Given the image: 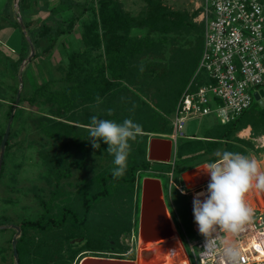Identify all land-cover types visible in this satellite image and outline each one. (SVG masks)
I'll return each mask as SVG.
<instances>
[{
  "label": "rangeland",
  "instance_id": "rangeland-1",
  "mask_svg": "<svg viewBox=\"0 0 264 264\" xmlns=\"http://www.w3.org/2000/svg\"><path fill=\"white\" fill-rule=\"evenodd\" d=\"M97 1H86L87 6L82 10L85 14L84 19L92 18L96 13ZM115 1L121 3L123 9L139 22L147 16V11L150 9L147 0ZM155 3L175 12L187 13L192 17L193 22L202 24L200 22L201 0H155ZM81 31L82 25L77 32H68L69 34L65 35L66 39L60 42L53 54L44 59L36 58L37 61H34V64L28 63L23 71L20 70L21 66L16 71L13 66L0 64V130L6 128L9 119H6L7 112L9 106L13 104L10 124L12 134L9 139L7 138L9 147L6 155H4L5 148L3 150L4 173L0 178V264H16L13 242L19 232L18 225L23 219L36 220L41 215L40 199L48 200L51 196L55 170L69 173V175L60 179L59 193L50 203L53 213L58 212L59 206L71 203L81 189L93 188L94 178L102 171L115 167L114 157L107 153V144L101 140L99 149L92 147L89 130L86 127L90 124L89 120L92 116L100 119L108 113V109H114L118 112L117 119L113 117L106 119L117 123L121 120L123 122L131 118L129 115L133 114L131 111L133 104L129 106L121 103V97L124 95L138 97L139 100H134L137 104L135 108H138L140 103L146 102L157 111L158 116L160 115L166 121L162 132L143 131L147 140L152 136H163L173 140V130L168 116L172 114L175 108H172V103L176 100V106L177 99L167 93L168 87L165 86V82L172 79L171 69L175 64L176 54L180 50H195L198 33L192 30L170 31L163 35L164 39L160 42L157 38L161 39L162 34L156 31L150 33L149 29L142 25L133 27L132 36L145 37L149 33L155 42L151 40V46L144 54L136 58L138 64H134L133 70H139V73L133 75L134 83H128L124 78L114 79L110 76L101 65L106 61L103 46L94 47L82 41ZM141 65L147 66L143 73L140 71ZM174 84L178 85L177 82ZM124 86L129 91L124 92ZM15 87L17 91L13 103ZM182 91L183 89L180 94ZM106 92H108L107 95H105ZM34 93L35 99L30 102L28 98ZM22 96L25 100L19 102ZM97 96L102 100L99 105L96 102ZM70 99L75 101L69 107L65 102ZM157 101L162 104L161 108L154 106ZM168 103L171 105L166 106ZM256 104H259L258 101L253 100L252 105ZM40 117L43 118L42 124L44 123L45 127L40 126ZM216 124L213 116L196 117L187 120L182 131L190 135L186 138L205 139L203 137L205 132ZM247 127L243 130L248 133L243 134V130H240L236 136L244 140H251L250 137L258 136L252 133L250 125V133ZM183 139H177L176 142L173 140L171 159L174 156L178 157L177 146ZM140 140L141 137H138L136 141H130L133 149L138 147ZM216 152L218 150L214 151ZM244 155L256 158L264 169L263 149L246 148ZM204 159L205 157L200 156L184 160L177 159L175 174L201 165H205L203 167L206 169L207 163L210 162L200 163ZM197 163L200 164L195 165ZM169 168L167 163L150 161L148 168L136 171L131 198L128 196V191H120L121 189L117 191L114 188L113 195L96 203V211L100 213L117 215L124 219L131 218L130 232L125 231L120 235V241L126 247L125 252L114 254L82 250L73 259L66 261L68 249L65 239L61 251V260L65 262L64 264H79L85 258V260H92L94 257L91 256L101 257L98 261L109 264H163L164 246H161L165 243L161 245L159 242L153 246L144 247V243H141L142 237L140 238L139 232L135 230L139 216L141 182L145 177H156L161 180L164 191L161 199L166 201L167 211L171 213L177 231L182 236L184 231L187 236L194 238L188 196L180 194L175 187H170L168 191L164 172ZM176 183H180L177 178ZM193 184V180L190 179L189 186L192 187ZM257 191L260 194V190ZM256 195L254 191V196ZM262 201L264 202V199ZM259 203V201L255 202L256 205ZM93 211L95 212V209ZM128 211H130L129 216L126 214ZM78 230L68 226L62 230L61 235L78 233ZM81 232L85 233V229H81ZM29 233L36 234L33 230H29ZM165 236L168 237V235ZM93 237L96 239L97 234ZM70 240L71 244L78 243L75 244L76 247L82 244L81 239H75L73 243ZM138 244L142 246L139 247ZM168 247L175 248L173 244ZM192 264H194L193 260Z\"/></svg>",
  "mask_w": 264,
  "mask_h": 264
},
{
  "label": "trees",
  "instance_id": "trees-1",
  "mask_svg": "<svg viewBox=\"0 0 264 264\" xmlns=\"http://www.w3.org/2000/svg\"><path fill=\"white\" fill-rule=\"evenodd\" d=\"M147 1L150 9L147 11V16L139 22L137 18H133L126 12L118 1L98 0L96 13L92 18H86L82 22V41L94 47L103 46V53L106 61L101 65H103V68L108 71L112 78H124L126 82L134 83L133 75L139 73V70H133L134 64H138L136 58H138L140 54H144L154 40L149 36V33L145 37L132 36L131 30L133 27L142 25L149 29L150 33L156 31L162 34L161 39L157 38L160 42L164 39L163 35H166L165 33L170 31L192 30L198 33L195 50H180L178 54H176L175 64L171 69L172 79L166 80L165 82V86L168 87L167 93L176 97L178 101L181 95L180 91L182 89L184 90L191 81V77L195 73L200 59L203 46V25L193 22L192 17L187 13L169 10L165 6L155 3V0ZM78 18V16L69 18L71 23L67 27L68 31ZM46 26L47 25H45V27ZM47 28L48 26L46 29ZM52 29L58 30L59 28L58 26L51 27V32L46 30L48 31L46 34L50 37L51 42V46L48 49L49 52L56 39ZM57 33L61 34L62 30H58ZM25 46V54L21 58L26 56L28 52V43H26ZM35 55L36 51L34 56ZM147 55H149V53H147ZM146 67L145 65L144 71ZM15 68L16 71H18L19 62L16 64ZM174 82H177L178 85L176 86ZM195 82L200 84L201 79L198 78V80L195 79L192 81L191 86L193 89L196 88V85L193 84ZM14 90L15 94L12 97L13 103L15 102L17 87H15ZM123 90L124 92L129 91L126 86H124ZM107 93L108 92H106L105 95H107ZM165 93L166 92H164V94ZM28 99L30 102L34 101L35 93ZM135 99L137 100L138 97L132 98L124 95V97H121V103L129 106H132V104L137 105L134 103ZM22 100H25L24 96L19 99V102ZM73 101L75 100H67L65 104L70 107ZM175 102H171L172 108L175 107ZM171 103H168L166 106H170ZM161 105L162 104L158 101L154 104L156 108H161ZM12 109L13 104L9 106L6 119L11 115ZM112 110L113 115L109 116L107 113L101 116L102 118L100 119L110 117L117 119L118 112L114 109ZM132 113L133 114L129 115L131 116L130 119L142 125L143 131L162 132L165 128L166 121L160 115L158 116L157 111L146 102L140 103L139 107L135 108ZM42 122L43 118L40 117V126L45 127V124H42ZM120 123H122V120ZM216 123L214 127L205 132L203 135L205 139L184 138L181 140L177 146V159L184 160L200 156L202 158L205 157L200 163L208 161L213 162L218 159L216 156L217 152L214 153L216 150L245 154L246 148H254V143L251 140H244L236 136V133L250 125L254 135L261 134L264 131V106L260 104H251L233 120L226 123L216 121ZM4 132L5 127L0 130V142ZM11 134L12 130L9 132L8 139ZM140 137L141 140L138 147L133 149L131 146L128 168L122 178H113V169L102 171L94 178L95 184L93 188L81 189L71 203L59 206L57 213L52 212V205L50 203L59 193L60 179L68 176L69 173H63V171L59 170L53 172L54 183L52 184L53 189L51 196L48 200L40 199L42 205L41 215L36 220L23 219L18 225L19 232L15 236L16 264H64L65 262L61 260V251L64 247L63 241H65V239L68 249L66 261L73 259L75 255L82 250L111 252L114 254H122L125 252L126 247L120 241V235L125 231L130 232L131 218L127 217L124 219L117 215L112 216L108 213H100L96 211V203L113 195L114 188L117 191L118 189L124 192L128 191V196L131 198L136 171L146 169L150 165V161L147 160V136L144 134ZM8 139L5 144L4 155H6L9 147ZM4 160L5 158H3V162H5ZM3 173L4 163H2L0 167V178L3 176ZM93 209H95V212ZM126 214L129 216L130 211ZM68 226L74 227L75 230L79 229L78 233L73 232L65 236L61 235L62 230L66 229ZM83 228L85 229V233L81 232ZM29 230L35 231L36 234L29 233ZM95 234H97L96 239L93 237ZM75 237L81 239V246L76 247L75 244H78L76 242L75 244L69 243V240Z\"/></svg>",
  "mask_w": 264,
  "mask_h": 264
},
{
  "label": "built area",
  "instance_id": "built-area-1",
  "mask_svg": "<svg viewBox=\"0 0 264 264\" xmlns=\"http://www.w3.org/2000/svg\"><path fill=\"white\" fill-rule=\"evenodd\" d=\"M200 22L203 25V46L199 62L194 76L168 116L174 142L190 137L182 131L187 120L213 116L215 121L229 122L256 100L255 93L264 91V0H201ZM198 78L201 83H193L196 85L193 89L191 83ZM250 139L254 149L264 150V131ZM176 161L174 156L167 162L170 168L164 174L168 191L175 187L180 194L188 196L194 238L184 231L183 236L179 232L178 235L189 264L192 260L194 264H223L222 249L213 256H201L205 237L198 231L193 212L192 191L207 188L210 176L186 187L181 173L175 174ZM176 178L180 183H176ZM254 191L257 195L252 198L260 203L253 207V223L245 233L232 238L241 250L240 264H264V259L258 257L264 251V191H260L263 199L257 189ZM206 195L200 199H205Z\"/></svg>",
  "mask_w": 264,
  "mask_h": 264
},
{
  "label": "clouds",
  "instance_id": "clouds-1",
  "mask_svg": "<svg viewBox=\"0 0 264 264\" xmlns=\"http://www.w3.org/2000/svg\"><path fill=\"white\" fill-rule=\"evenodd\" d=\"M140 71H144L143 65ZM99 105L102 100L96 97ZM135 110L133 105L132 111ZM108 115L113 110L108 109ZM89 130L92 147L100 148L99 141L108 145L107 153L114 157L113 178H122L128 168L131 143L143 135L142 125L125 119L122 123L109 119L90 118ZM218 159L207 167L210 182L207 195L197 193L193 198V212L199 233L205 237L202 257L213 256L222 249L223 264H240L242 258L235 239L245 233L253 223L254 208L247 202L246 195L252 190L264 191V169L254 157L239 152L218 151Z\"/></svg>",
  "mask_w": 264,
  "mask_h": 264
},
{
  "label": "crops",
  "instance_id": "crops-1",
  "mask_svg": "<svg viewBox=\"0 0 264 264\" xmlns=\"http://www.w3.org/2000/svg\"><path fill=\"white\" fill-rule=\"evenodd\" d=\"M86 1L0 0V64L13 66L15 70V66L19 62L20 70L23 71L28 63L34 64V61H37L36 58L44 59L53 54V51L59 47L60 42L66 39L65 35L69 34L68 32H77L82 25L83 20H85V14L82 10L87 6ZM74 16L79 18L68 31L67 27L71 23L69 18ZM20 23H22L23 28ZM45 25L48 26L47 29ZM55 26H58V30H62V33L58 34V30L52 29L56 39L49 52L51 42L46 33L50 31L51 27ZM26 43H28V52L26 56L21 58L25 54ZM30 43L33 45L34 54L36 51L35 56L34 54L31 56ZM247 128L250 133V127ZM246 132L248 133V131ZM251 200L254 201L252 196Z\"/></svg>",
  "mask_w": 264,
  "mask_h": 264
},
{
  "label": "water",
  "instance_id": "water-1",
  "mask_svg": "<svg viewBox=\"0 0 264 264\" xmlns=\"http://www.w3.org/2000/svg\"><path fill=\"white\" fill-rule=\"evenodd\" d=\"M22 28L23 25L20 23ZM24 30V29H23ZM31 48V56L34 54L33 45L30 43ZM255 99L262 106L264 102V91L260 90L259 93L254 94ZM18 101V96L16 102ZM12 119V113L8 119L5 132L3 134L2 140L0 142V165L3 159V150L5 148V144L9 135L10 124ZM173 148V140L169 138H165L163 136H152L148 139L147 142V160L155 161V162H163L167 163L171 159V153ZM194 168V167H193ZM193 168L184 170L181 172V178L186 187L189 186V174ZM162 194V185L160 179L156 177H145L141 182V190H140V208H139V226L138 232L142 229V238L141 243H145L152 236L159 237L162 235H169L167 223L164 216V208L165 203L161 199ZM15 239V238H14ZM76 240H80V238H75ZM75 239H71L70 241L73 243ZM16 240L13 242V254L16 257V249H15ZM89 260H81L79 264H95L94 262H98L99 258L96 256ZM96 259V260H94ZM101 262V261H99Z\"/></svg>",
  "mask_w": 264,
  "mask_h": 264
},
{
  "label": "bare ground",
  "instance_id": "bare-ground-1",
  "mask_svg": "<svg viewBox=\"0 0 264 264\" xmlns=\"http://www.w3.org/2000/svg\"><path fill=\"white\" fill-rule=\"evenodd\" d=\"M242 133L245 134L246 131L244 130ZM203 166H205V165H203ZM203 166L202 165L197 166L191 170V172L189 174V179L193 180V183H194L193 185L199 183L202 179H204L206 176H208V174L206 172L207 167L205 169ZM253 190L254 189H252L250 191V193H248L249 195L248 194L246 195V200L252 207L256 206L255 202L251 200V196L254 195ZM201 192L207 194V188L201 187L200 189L193 190L192 191L193 197L197 193H201ZM201 197H204V196H201ZM257 205H259V204H257ZM164 216H165V220H166L168 231H169L168 237H166L165 235H162L159 237L152 236L149 241H147L146 243L143 244V246L149 247V246H153L154 244H157L159 242H161V245H162V243H165V245L163 244L161 246V247L164 246L163 247V249H164L163 264H189L188 258L186 257L185 252L183 250L182 243H181L180 237L178 235V231L176 230L175 224H174L169 212L167 211L166 207L164 208ZM141 234H142V229H140V231H139V237L140 238H141ZM170 244H173L175 246V248H169L168 245H170ZM138 245H139V247L142 246V244H138ZM258 257L260 259H264V251H262ZM94 263L95 264H109L107 262H99V261L94 262Z\"/></svg>",
  "mask_w": 264,
  "mask_h": 264
},
{
  "label": "flooded vegetation",
  "instance_id": "flooded-vegetation-1",
  "mask_svg": "<svg viewBox=\"0 0 264 264\" xmlns=\"http://www.w3.org/2000/svg\"><path fill=\"white\" fill-rule=\"evenodd\" d=\"M182 172V171H181ZM180 172V173H181ZM161 181V180H160ZM162 193H164V191H163V188H162ZM164 196V195H163ZM165 201V200H164ZM165 203V206H166V209H168V207H167V204H166V201L164 202ZM139 208H140V204H139ZM169 211V210H168ZM170 213V212H169ZM170 215H171V213H170ZM138 226H139V216H138V219H137V221H136V227H135V230H137V232H138Z\"/></svg>",
  "mask_w": 264,
  "mask_h": 264
}]
</instances>
